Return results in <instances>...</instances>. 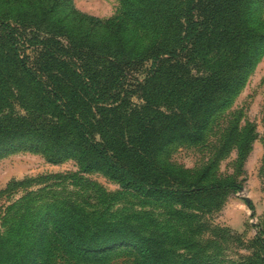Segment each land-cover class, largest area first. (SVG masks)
Returning <instances> with one entry per match:
<instances>
[{
    "label": "trees",
    "instance_id": "1",
    "mask_svg": "<svg viewBox=\"0 0 264 264\" xmlns=\"http://www.w3.org/2000/svg\"><path fill=\"white\" fill-rule=\"evenodd\" d=\"M3 1L12 9L0 10V157L27 151L52 165L73 160L81 173L176 206L194 232L202 226L189 211L209 212L240 190L235 181L208 178L229 150L238 168L249 152L253 127L239 128L237 117L199 172L164 156L176 144L206 141L264 54L263 0H119L107 19L77 11L72 0ZM145 62L142 81L127 88L130 72ZM14 107L25 115L4 116ZM64 206L9 226L0 235V264H100L121 249L136 264H200L154 229ZM251 244L264 252V232Z\"/></svg>",
    "mask_w": 264,
    "mask_h": 264
},
{
    "label": "rangeland",
    "instance_id": "2",
    "mask_svg": "<svg viewBox=\"0 0 264 264\" xmlns=\"http://www.w3.org/2000/svg\"><path fill=\"white\" fill-rule=\"evenodd\" d=\"M72 3L77 11L99 19L114 17L119 9V0H72ZM4 8L12 9L11 2L0 0V10ZM260 19L264 25V0ZM147 68L145 62L131 71L127 88L133 89L135 81L141 82ZM136 99L132 96L131 101L137 103ZM11 113L25 115V111L14 107L4 116ZM236 117L239 128L246 124L253 127L255 139L240 168L236 165L235 150L231 149L213 162L208 178H226L239 183L241 188L225 193L218 200L220 205L209 212L189 211L201 224L200 231L187 227L184 217L174 213L176 206L153 203L119 188L99 173H81L73 160L52 165L39 154L19 151L0 157V235L24 216L29 221L34 212L45 207L57 209L71 204L96 218L113 223L127 220L149 231L154 229L175 253L196 258L200 264H264V252L251 244L258 231L264 232V54L231 105L214 119L206 141L196 146L176 144L164 157L177 167L199 172L214 158L221 130ZM244 199L252 209L245 205ZM53 264L67 263L59 260ZM100 264L136 263L121 249Z\"/></svg>",
    "mask_w": 264,
    "mask_h": 264
},
{
    "label": "water",
    "instance_id": "3",
    "mask_svg": "<svg viewBox=\"0 0 264 264\" xmlns=\"http://www.w3.org/2000/svg\"><path fill=\"white\" fill-rule=\"evenodd\" d=\"M244 202L247 204L248 200L247 199H244Z\"/></svg>",
    "mask_w": 264,
    "mask_h": 264
}]
</instances>
